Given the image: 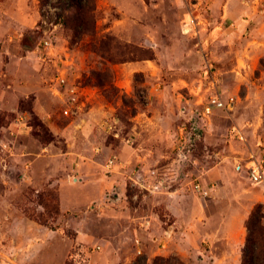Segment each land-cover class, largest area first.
<instances>
[{"label":"rangeland","instance_id":"1","mask_svg":"<svg viewBox=\"0 0 264 264\" xmlns=\"http://www.w3.org/2000/svg\"><path fill=\"white\" fill-rule=\"evenodd\" d=\"M67 1L30 0L18 40L0 26V264H264V179L236 167L264 157V0H88L77 34ZM213 78L234 102L205 118ZM120 188L135 222L104 208Z\"/></svg>","mask_w":264,"mask_h":264},{"label":"crops","instance_id":"2","mask_svg":"<svg viewBox=\"0 0 264 264\" xmlns=\"http://www.w3.org/2000/svg\"><path fill=\"white\" fill-rule=\"evenodd\" d=\"M35 3L34 6L30 3V0H0V26H2V33L4 32L7 33L6 35V39H8L9 41H14V40H18L19 36L21 35V33L28 29V28H32L34 26V24L36 23V20L38 19V16L36 15V10H35ZM150 120V118H148ZM127 148H123L120 151V155H123L125 153V151ZM63 158L65 160V162L67 163L68 160H70L71 164L69 166V169H71L72 167H75L78 170V175H79V183L81 185L87 184L89 183V180H87V177L85 176V173H83L82 171V167L84 165V160L83 158L80 159V157H88V159H91L92 155H84V154H79V153H75L76 155H78V157L76 155H71L69 151H66L64 153H62ZM109 161V160H108ZM108 163V162H107ZM107 163L105 164V167L108 168V170L110 171H115V169L121 168V162H120V167L118 165H114L111 166V168L109 166H107ZM65 168L67 169V166H65ZM107 170V169H106ZM119 170V169H118ZM108 177V176H107ZM63 182V181H62ZM64 184H66L64 182ZM66 186V185H64ZM116 196V200L110 199V201H105L104 205L107 207H104L105 209H109L110 207H112L114 205V207L116 208H112L115 209L116 212H118L120 215L126 216L128 218V220H126V223H130L131 219L132 221H134V219L136 218L135 215L137 214H133V212L131 211V209L129 207H126L124 205L125 199H123V195H122V191L121 188L119 189V191L117 192V194H115ZM90 197L87 198V200H89ZM60 203L61 205H64V207L66 208L67 206H69V204H73V201L70 200L67 197V191L64 189H62V191L60 192ZM112 205V206H111ZM155 215V214H154ZM143 217V215H140ZM139 217V216H138ZM135 222V221H134ZM176 222L179 223L178 220H176ZM135 225L134 224V231L135 229ZM221 235V233H220ZM141 238V237H139ZM228 246H231L232 243L231 242H227ZM231 249H233L231 247ZM230 251V249H228L226 251V253ZM227 257V254L224 255L222 258L217 259L219 261L223 260V258ZM216 259L214 261H216ZM227 262V261H226ZM235 264V261L232 262V264ZM239 263V261H238ZM236 263V264H238ZM231 264V263H228Z\"/></svg>","mask_w":264,"mask_h":264},{"label":"built area","instance_id":"3","mask_svg":"<svg viewBox=\"0 0 264 264\" xmlns=\"http://www.w3.org/2000/svg\"><path fill=\"white\" fill-rule=\"evenodd\" d=\"M50 49H51V43L48 40L44 39L36 45V47L33 49V52L36 54V57L38 59L45 60L46 55H50ZM216 85H217V80L215 78H213L211 81L210 80L208 81L206 90L209 92L205 96V103H203L202 101L200 102L201 113L202 116L205 118H208L213 108H219V109L229 108L234 102L233 96L222 97L221 93L218 92ZM196 94L197 93H195V95ZM199 99H201V96H199ZM67 112L68 110L65 108L63 110V113L67 114ZM183 129H185V123H183L182 126L180 127V132H182ZM234 130L235 127L232 129V131ZM234 135H236L239 139L243 138L239 130H235ZM179 140H180L179 144L177 145V156L179 158H186V155L184 153L185 138L181 136ZM128 141L129 139H127V142ZM117 162H118V157L114 155L113 158L109 159L107 166L109 167L114 166L117 164ZM236 167L239 170L244 168L248 174L249 179L255 183H259L264 179V157L262 156L255 159H251L245 165L239 163L236 165ZM129 178L131 180V185L142 186L141 185L142 179L139 175H135ZM192 189L193 191L200 194L202 197H206L208 195V190L198 182L192 185ZM150 224H151V220L146 217L143 218L142 221L140 222V225L143 226L145 229L149 228ZM134 243L137 246V252L139 253L140 238L138 236L134 238ZM99 249H100L99 245H94L92 247V250H99ZM74 258L76 259L77 256H75ZM78 260H81L83 262L86 261L84 257Z\"/></svg>","mask_w":264,"mask_h":264},{"label":"trees","instance_id":"4","mask_svg":"<svg viewBox=\"0 0 264 264\" xmlns=\"http://www.w3.org/2000/svg\"><path fill=\"white\" fill-rule=\"evenodd\" d=\"M42 2H46L47 0H40ZM61 8L63 10H69L72 12L67 16L66 19H63V23L69 25V27L74 31L75 34L85 32L87 26V20L92 17L93 7L90 5L88 0H68L64 3ZM57 17H61V13H57ZM256 212L254 211L251 214V217H255ZM260 218V217H259ZM257 219L259 221L260 219ZM263 242V238H262ZM163 262V259L158 257L153 260L151 264H160ZM252 260H249L248 263L242 261V264H255L252 263ZM135 264V263H132ZM136 264H139L136 262Z\"/></svg>","mask_w":264,"mask_h":264},{"label":"bare ground","instance_id":"5","mask_svg":"<svg viewBox=\"0 0 264 264\" xmlns=\"http://www.w3.org/2000/svg\"><path fill=\"white\" fill-rule=\"evenodd\" d=\"M187 30H188V28H187Z\"/></svg>","mask_w":264,"mask_h":264}]
</instances>
